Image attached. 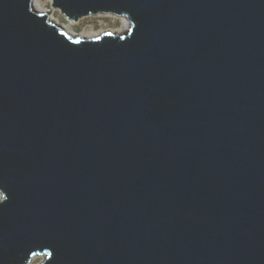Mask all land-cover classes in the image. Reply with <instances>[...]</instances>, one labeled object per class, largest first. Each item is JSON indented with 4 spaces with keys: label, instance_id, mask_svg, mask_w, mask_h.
I'll use <instances>...</instances> for the list:
<instances>
[{
    "label": "water",
    "instance_id": "water-1",
    "mask_svg": "<svg viewBox=\"0 0 264 264\" xmlns=\"http://www.w3.org/2000/svg\"><path fill=\"white\" fill-rule=\"evenodd\" d=\"M0 0V264H264V0Z\"/></svg>",
    "mask_w": 264,
    "mask_h": 264
},
{
    "label": "rangeland",
    "instance_id": "rangeland-1",
    "mask_svg": "<svg viewBox=\"0 0 264 264\" xmlns=\"http://www.w3.org/2000/svg\"><path fill=\"white\" fill-rule=\"evenodd\" d=\"M39 2L43 8L52 10V15L54 16V18L56 17V19L59 21V22L57 21L58 24L70 25L71 28L74 29L76 33H79V34H82L89 29H93L94 31L92 32H97L101 30L105 31L100 34L102 35L104 33L110 32L108 31V29L118 28L122 24V20L120 16L114 15V14H104V13L85 16V17L80 18L79 20H71L67 18L59 9L53 8L52 0H39ZM37 9L39 10V8ZM128 28H126L123 33H126ZM94 37H97V36H94ZM84 38H93V37L92 36L89 37L87 35ZM1 197H2V192L0 190V199ZM41 260H42V257L37 256L29 264H38Z\"/></svg>",
    "mask_w": 264,
    "mask_h": 264
},
{
    "label": "bare ground",
    "instance_id": "bare-ground-1",
    "mask_svg": "<svg viewBox=\"0 0 264 264\" xmlns=\"http://www.w3.org/2000/svg\"><path fill=\"white\" fill-rule=\"evenodd\" d=\"M33 5H34V7L36 6L37 8H39L40 11L35 7L37 11L46 13L49 16L50 20H52L53 22L57 23L58 20L56 19V17L54 18V16L52 15V10L47 9V8L46 9L43 8L42 5L40 4L39 0H33ZM50 12H51V14H50ZM104 14H114V13H104ZM114 15H117V14H114ZM118 16L121 17L122 24L118 28H110V29H108V31H110L111 33L122 34L124 32V30L130 26V20L124 15H118ZM63 27H64V29H65V31L67 33H69L71 35H74V36H79V37H85L87 35L89 37L90 36H92V37L97 36L98 37V35H100L102 32H105V31H102V30L101 31H97V32H92L94 30L93 29H89V30H87L86 32H84L82 34H79V33H76V31L74 29H72L70 25H65L64 24ZM36 257H34V258H36Z\"/></svg>",
    "mask_w": 264,
    "mask_h": 264
}]
</instances>
